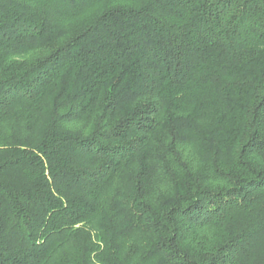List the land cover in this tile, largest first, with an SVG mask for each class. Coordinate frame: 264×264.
I'll return each instance as SVG.
<instances>
[{
  "label": "trees",
  "instance_id": "1",
  "mask_svg": "<svg viewBox=\"0 0 264 264\" xmlns=\"http://www.w3.org/2000/svg\"><path fill=\"white\" fill-rule=\"evenodd\" d=\"M0 264H264V0H0Z\"/></svg>",
  "mask_w": 264,
  "mask_h": 264
}]
</instances>
